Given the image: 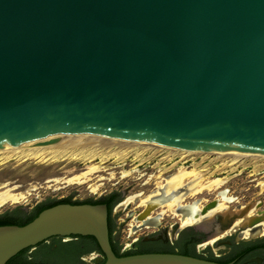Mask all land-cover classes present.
I'll return each mask as SVG.
<instances>
[{
  "label": "water",
  "instance_id": "water-1",
  "mask_svg": "<svg viewBox=\"0 0 264 264\" xmlns=\"http://www.w3.org/2000/svg\"><path fill=\"white\" fill-rule=\"evenodd\" d=\"M83 138L264 155V0H0V148ZM253 207L259 213L239 230L258 229L264 208L252 202L216 214L208 239ZM181 230L164 234L173 240ZM72 236L96 240L95 264H221L164 253L116 257L107 207L90 204H60L24 226H1L0 264Z\"/></svg>",
  "mask_w": 264,
  "mask_h": 264
},
{
  "label": "rangeland",
  "instance_id": "rangeland-1",
  "mask_svg": "<svg viewBox=\"0 0 264 264\" xmlns=\"http://www.w3.org/2000/svg\"><path fill=\"white\" fill-rule=\"evenodd\" d=\"M51 150L55 152L48 156L45 153H40L42 151L48 152ZM56 152L59 153L58 156ZM123 152L124 151L115 148L100 153L83 150H78L76 152H61L59 149L53 148L39 151H27L14 156L0 157V192L3 190H10L15 194H22L25 196L24 202L14 205L7 204L1 207L0 214L6 211H12L16 208L31 211L36 204L49 199L71 197L73 201L74 198H76V200H84L88 198L90 194L97 192L100 187L97 193H102L100 194L102 197L110 193H117L124 199L123 202L137 195H140L138 199L142 200V193L147 195V192L151 189L160 187V185L161 187L169 185L167 184L170 180L167 178L168 176H165V180H161L164 176L162 170L169 169L173 164L182 161L180 160V151L176 152L174 155L170 154L173 159L170 160L172 161L169 159L163 160L168 154L165 150L161 152L150 151L144 154L142 153L140 157L138 156L140 151L128 150L125 153ZM63 155L69 157H62ZM177 156L180 157L174 159ZM198 158H200V160L198 159V162L193 164L194 168L193 165L189 164L185 166L186 170H199L210 164L206 171V177H209L208 180H224L219 188H206L196 195L199 199L197 203L198 207L205 205L209 201L219 199L224 206L226 205L225 207H242L252 202H261L262 208H264V161L260 160L251 163L252 158L248 157L244 160L242 159V162L244 161L243 165L238 164L239 166H235L236 168L231 171L227 167L224 168L222 166L223 164L233 161V159L237 161L238 158H236L235 155L229 160L226 159V157L218 159L217 155H211L207 159L208 161L204 160L203 156H198ZM90 159L93 161L90 162ZM143 161H149L150 163H147L148 165L145 164L144 167H135L141 162L143 163ZM213 161L216 162L212 163ZM164 163H167V165ZM153 167H155V169ZM175 167L176 166L171 168L169 170L170 172H165V174L168 175L175 172L177 169L180 170L182 166L174 169ZM87 168L90 169L88 173L83 174L82 177H75L78 174H82L85 170V172H87ZM172 169L174 170L172 171ZM91 173H94V175L91 176L93 180L85 184V179L88 180ZM173 174L175 173H172V175ZM208 180H204V185H207ZM150 181L152 184H150ZM188 182L189 181H185V184ZM95 183L99 185H94ZM173 185L178 187V184L173 183ZM196 196L191 195L189 197ZM191 200L189 199L188 201L190 202ZM130 203L131 204L128 203V206L123 203L124 206L121 207L119 215V221L122 222V227L118 232V241L122 245V250L126 247L130 249L131 244L138 239L140 240L145 236L155 235L159 229L165 225L172 224L176 218H178L179 221L181 220L176 212L173 213L174 215L171 213L164 214L162 211L165 209H162L154 212L157 213L160 218L159 222L161 228L159 226L151 227L147 225L144 229L142 228L134 231V227L139 226L141 223L135 220L136 215L129 217L130 210L134 212L133 214H136L135 212L137 211L133 201ZM161 213L162 216H159ZM253 213H255V211H253ZM161 217H165V220L161 219ZM207 221L209 220L206 219L205 222ZM97 257L98 256L95 254L87 255L84 257V261L90 262Z\"/></svg>",
  "mask_w": 264,
  "mask_h": 264
},
{
  "label": "flooded vegetation",
  "instance_id": "flooded-vegetation-1",
  "mask_svg": "<svg viewBox=\"0 0 264 264\" xmlns=\"http://www.w3.org/2000/svg\"><path fill=\"white\" fill-rule=\"evenodd\" d=\"M150 184H152L151 181ZM178 191L179 189H175L172 190L171 193H168L166 187L163 186L149 190L147 192V195L142 193L141 195L143 199L151 195L153 197L151 198V200L147 201V206L141 205V200L137 199L134 204V207L137 210L135 212L136 214H133L134 212L131 210L129 211V217L136 215L135 220L138 223H141L139 226L134 227V231L140 230L142 228L144 229L147 227V225H150L151 227L159 226L161 228V224L159 222L160 218L158 217V214L154 212L165 209L164 214H167L166 207L168 203L172 202L175 199L176 194L179 193ZM111 194L113 193L104 195L103 197ZM100 198H102V196ZM189 199L191 200L190 202L188 201ZM198 200L199 199L197 196H188L183 202L180 203L179 207L175 208V211L178 216L181 215V220L179 221V219L176 218V220L172 224L165 225L164 227L159 229L155 235L160 234L162 236L161 239L155 241H142L140 239V242L149 245L148 248L153 253L182 255V252H186L190 254H195L196 256H200L202 258L213 257L219 260H230L229 263L232 264H264V226L260 227V229L258 230L256 229L255 231H253L250 238H242L240 236L241 230L238 229L236 232H233L230 235L210 242L211 240L208 239V237L211 236V234L213 233V228L216 222H213L211 220H209L210 222L207 221L208 224L203 226L205 230H200L199 228L194 227V225H203L204 223H206L204 222L198 224V222H194V216L198 209ZM123 201L124 199L118 196V198L113 201V205L110 209H108V207L106 206L108 212V222H111L114 226L115 240H118V232L122 227V222L119 221V215L121 207L124 206V204H126L127 202ZM159 216H162V213ZM161 219L165 220V217H161ZM184 219H188L190 221L192 220L191 224L183 225ZM174 225H177L182 230L177 233L175 239L171 240L168 236L164 234V232L171 231ZM195 233L202 234L203 238L192 239L191 235ZM138 242L139 239L133 242L131 244V247L133 248ZM127 249V247L124 248V250ZM88 255L94 254L89 253ZM95 255H97L98 257L100 256L98 254ZM241 255L242 257H238Z\"/></svg>",
  "mask_w": 264,
  "mask_h": 264
},
{
  "label": "bare ground",
  "instance_id": "bare-ground-1",
  "mask_svg": "<svg viewBox=\"0 0 264 264\" xmlns=\"http://www.w3.org/2000/svg\"><path fill=\"white\" fill-rule=\"evenodd\" d=\"M34 145L35 144H33V143H27V144L16 145V146L1 147L0 148V157L14 156V155L25 153L27 151H39V150H43V149H53V148L59 149L61 152H76L78 150H83V151H95L96 153H100L102 151H109L112 148H115L117 150L124 151L123 153H125L128 150H135L138 152L140 151V153L138 155L139 157L141 156L142 153L144 154V153L150 152V151L161 152V151L165 150V151H167L168 154H167V157L164 158L163 160L172 159L171 155H174L176 152L180 151L181 152V159L180 160H182L183 162L186 161L187 159H194V157L198 158V156H203L204 157L203 159L207 160L211 155H217L218 159L226 157V159L229 160L232 156L234 157V155H235V157L238 158L237 161H234V159H233L234 162L231 161L233 163L228 162L227 164H223V166H222L224 168L227 167L231 171L234 168H236L235 166H237L238 164L243 165L244 161L242 162V159L244 160L245 158H248V157L252 158L251 163H253V162L255 163V162H258L260 160L264 161V155L257 154V153L245 152V151H228V152H219V153L194 152V151H187V150H183V149H173V148H167V147H153V146L139 145V144L135 145V144L122 143V142L110 141V140H105V139H95V138L94 139L83 138V139H73V140L59 139V140H57V143H55L54 145L46 146V147H36ZM54 152L55 151L51 150L48 152L42 151L40 153H45L48 156L49 154H52ZM58 154L59 153L56 152L57 156H58ZM64 156L66 157L67 155H63L62 157H64ZM67 157H69V156H67ZM179 157L180 156H177L174 159H177ZM172 160H170V161H172ZM91 161H93V160L90 159V162ZM215 162L216 161H213L212 163H215ZM177 163L173 164L171 166V168L176 166ZM209 165L210 164L204 166L202 169H199V170H197V169L190 170L189 169L190 171L186 170L185 167H181V168L179 167L180 170L177 169L175 172H172L175 174L172 175V173H170L168 175H165L166 177L168 176L167 177L168 179H170L167 183L169 185H165L167 192L171 193L172 190L179 189V191H178L179 193L176 194L175 199L172 202L168 203V205L166 203V205H167V207H166L167 211L166 212L167 213H171L172 215H174L173 213L176 212L175 208L179 207L180 203L183 202L186 199V197H188V196H191V195L196 196L197 194L201 193L206 188H213V187L219 188V186L222 184V182H224V180H221V179H215L213 181L208 180L209 177H206L207 176L206 171L208 170ZM85 167H87V166H85ZM259 167H261V166H259ZM171 168L163 169L162 173L165 174V172H170L169 170ZM193 168H194V165H193ZM87 169H88L87 172H85L86 171L85 170L84 172H82V174H78L75 177H78V176L82 177L83 174L88 173V171L90 170L89 168H87ZM212 173H214V172H212ZM93 175H94V173H91V175H89V177H88V180L85 179V184L88 183L89 181L93 180V178L91 177ZM166 177H163V179H161V180H165ZM204 180H208L207 185H204ZM185 181L186 182L189 181L188 182L189 184L188 183L185 184ZM173 183L178 184V187L173 185ZM94 185H99V184L95 183ZM160 187H161V185H160ZM99 189H98V191H99ZM97 192H94V193H97ZM139 196L140 195H137L136 197L135 196L131 197L126 202V204L128 205V203H130L132 201L135 204V202L137 201ZM152 197L153 196L151 195L147 198L142 199L141 205L147 206L148 205L147 201L151 200ZM24 200H25V196L22 194H15L14 192H12L10 190H3L0 192V208L7 205V204H9V205L18 204V203L24 202ZM213 202L215 203L214 207L212 209L206 211V212H203L205 205L200 204L201 206L198 207L196 214L194 216V219H195L194 222H198V224L202 223V222L204 223L206 219L211 220L216 214L224 213L227 210L232 209V207H225L226 205L224 206L221 203V200H219V199H215V200H213ZM253 211H255V213H253ZM259 211L260 210H258L256 207L251 208L248 211V213L246 214V216H244L241 219H237L232 224L231 228L228 231H226L225 233H222L219 237L220 238L225 237L228 234L230 235L231 233L236 232L240 227H242L243 225L246 224V222L249 218L256 216L257 213H259ZM163 213H165V211ZM175 215H177V214H175ZM191 221L188 219H186V220L184 219V223L183 222L182 223H183V225H188V224H191ZM204 225H206V223H204L203 226ZM263 226H264V222L260 223L256 228L260 229V227H263ZM252 232H253V230L246 229L243 232H241L240 236L242 238L243 237L250 238ZM211 240H213V239H211Z\"/></svg>",
  "mask_w": 264,
  "mask_h": 264
},
{
  "label": "trees",
  "instance_id": "trees-1",
  "mask_svg": "<svg viewBox=\"0 0 264 264\" xmlns=\"http://www.w3.org/2000/svg\"><path fill=\"white\" fill-rule=\"evenodd\" d=\"M117 193L99 198L97 200L86 199L83 201H73L71 197L63 199H49L42 203L36 204L31 211H25L22 208H16L12 211H6L0 214V227L1 226H24L33 221L42 211L60 205H106L108 209L113 205V201L118 198ZM109 241L113 253L116 257H126L138 254L153 253L149 250L147 244L141 243L139 240L135 246L127 250H122V245L118 240H115L114 226L108 222ZM192 239H202L203 235L195 233L191 235ZM89 253L98 254L102 256V252L93 237L87 236H72L68 241H64L61 237H52L45 242L38 244L34 250L25 249L20 251L14 257L9 259L6 264H95L94 259L90 262L84 261V257ZM172 253V252H170ZM184 256L199 258L211 262L227 264L230 260H219L216 258H202L195 254L186 252L181 253ZM238 257H242L238 256ZM103 262L100 264L104 263Z\"/></svg>",
  "mask_w": 264,
  "mask_h": 264
},
{
  "label": "built area",
  "instance_id": "built-area-1",
  "mask_svg": "<svg viewBox=\"0 0 264 264\" xmlns=\"http://www.w3.org/2000/svg\"><path fill=\"white\" fill-rule=\"evenodd\" d=\"M213 158V157H212ZM212 158H210V159H212ZM200 160V158H194V159H187L186 161H179L178 162V165H176V167L174 168V169H176V168H178V167H185V166H188L189 164H191V165H193L194 163H197L198 161L197 160ZM209 159V160H210ZM136 161H138V160H136ZM206 161H208V160H206ZM163 162V161H162ZM149 164L150 162L149 161H143V163L141 162L140 164H138V165H136L135 167H144V165L145 164ZM147 164V165H148ZM165 165H167V163H164ZM154 169H155V167H153ZM174 169H172V171L174 170ZM164 176L163 177H165V175L166 174H163ZM100 194H102V193H92V194H90L89 195V197L88 198H86V199H93V200H97V199H99L101 196H100ZM86 199H84V200H86ZM74 201H77L76 200V198H74ZM78 201H83L82 199H80V200H78Z\"/></svg>",
  "mask_w": 264,
  "mask_h": 264
}]
</instances>
